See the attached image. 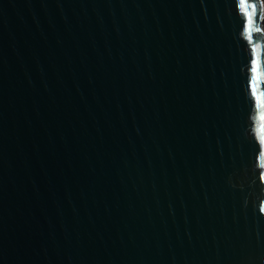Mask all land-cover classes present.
I'll return each instance as SVG.
<instances>
[{
	"label": "water",
	"instance_id": "water-1",
	"mask_svg": "<svg viewBox=\"0 0 264 264\" xmlns=\"http://www.w3.org/2000/svg\"><path fill=\"white\" fill-rule=\"evenodd\" d=\"M0 264H264L263 0H0Z\"/></svg>",
	"mask_w": 264,
	"mask_h": 264
},
{
	"label": "bare ground",
	"instance_id": "bare-ground-1",
	"mask_svg": "<svg viewBox=\"0 0 264 264\" xmlns=\"http://www.w3.org/2000/svg\"><path fill=\"white\" fill-rule=\"evenodd\" d=\"M263 3H264V0H263Z\"/></svg>",
	"mask_w": 264,
	"mask_h": 264
}]
</instances>
